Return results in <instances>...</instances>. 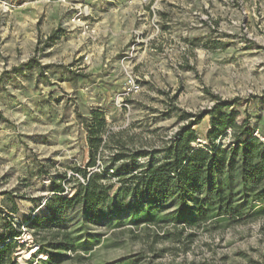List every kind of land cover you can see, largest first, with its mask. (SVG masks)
<instances>
[{
	"label": "rangeland",
	"instance_id": "374dc122",
	"mask_svg": "<svg viewBox=\"0 0 264 264\" xmlns=\"http://www.w3.org/2000/svg\"><path fill=\"white\" fill-rule=\"evenodd\" d=\"M104 1L115 9L118 5ZM165 2L156 8L171 5L167 20L156 13L159 31L146 3L137 0L133 6L136 24L130 41L135 28L154 33V41L139 49L135 59L142 90L129 98V108H120L116 96L126 82L121 57L130 41L116 54L118 63L112 67L119 72L113 77L73 73L75 65L87 64L67 54V37L46 42L53 30L45 27H50L55 8L62 21L58 27L91 55L109 34L102 10L95 6L98 0H0V234L5 221L20 224L13 251L17 264L46 259V253L37 251L39 243L59 225L71 230L83 220L81 244L85 241L90 253L80 247L57 264H264V213L177 223L168 216L175 207L167 201L159 204L166 217L133 222L124 214V225L115 227L102 220L89 222L77 207L56 208L57 184L64 187L61 197L68 199L79 182L86 183L75 171L89 160L88 132L79 115L90 123L95 110L104 115L106 144L87 171L101 173L102 183L114 190L119 185L116 169L123 163L113 159L116 154L139 166L159 161L189 121L202 117L193 129L206 133L210 120L203 115L215 97L236 99L232 109L239 111L237 121L247 117L259 134L264 131V0ZM84 5L98 29L95 40L83 39L66 25ZM105 67L110 68V61ZM52 209L57 222L44 220L39 229L25 225L33 216L51 217ZM94 235L100 240L92 243Z\"/></svg>",
	"mask_w": 264,
	"mask_h": 264
},
{
	"label": "trees",
	"instance_id": "16d2710c",
	"mask_svg": "<svg viewBox=\"0 0 264 264\" xmlns=\"http://www.w3.org/2000/svg\"><path fill=\"white\" fill-rule=\"evenodd\" d=\"M167 29V26H163ZM62 30L54 31L47 39V45L57 39ZM216 102L203 116H209L210 125L204 135H199L193 126L200 122L198 117L189 121L176 132L172 143L166 149V155L159 161L151 160L139 166L135 160L124 159L123 153L116 154L114 160H123L117 167L119 185L114 190L112 184L102 183V174L89 173L88 167L96 164V152L105 146V119L102 112L95 110L92 122L83 123L88 132L89 160L87 167H75L85 179L79 182L71 197H61L64 187L55 186L58 199L57 209L77 207L89 222L102 220L115 227L124 225V214H129L133 222L164 218L160 213L161 202H173L175 210L168 216L173 221L199 223L213 220L228 221L242 216L246 211L255 215L264 213V141L255 136L256 129L247 117L237 121L239 111L232 109L237 100ZM187 115L181 116L186 118ZM258 132H260L258 130ZM264 137V131L260 133ZM227 139L224 143L223 139ZM140 197L135 203L126 200ZM119 204V207L115 206ZM51 217H36L25 222L29 228L43 227L42 221L49 224L57 222L55 210ZM121 215V218L118 216ZM118 218V219H117ZM68 230L59 225L50 238L39 243L38 252L46 253V259L36 260V264H57L68 257L69 252L77 253L80 247L90 253L81 244V228ZM4 233L0 234V264H17L14 249L21 235L13 220L5 221ZM52 228V227H51ZM36 235V233H34ZM93 242L99 236L94 235ZM36 255H33L35 258ZM70 258V257H69Z\"/></svg>",
	"mask_w": 264,
	"mask_h": 264
},
{
	"label": "crops",
	"instance_id": "0c3cea01",
	"mask_svg": "<svg viewBox=\"0 0 264 264\" xmlns=\"http://www.w3.org/2000/svg\"><path fill=\"white\" fill-rule=\"evenodd\" d=\"M104 0H98L96 3V7H99L102 11V24H105V31L109 34L108 37L103 38L101 43L102 45L93 48V52L90 56V61L86 63L87 65H83L78 70L72 71L73 73H82L90 74V75H106L113 77L116 72H119V67H112L114 63H118V57L116 54L130 41V29L132 26L136 24V16L133 12V6L136 5L135 2L137 0H113L115 4L118 3L116 9L113 6H109L107 4L104 5ZM164 4H167L164 2ZM168 6V7H167ZM167 9L162 10V16L167 20L169 15V10L171 5H166ZM99 9V10H100ZM51 18L52 22L50 27L46 26V30H53L52 32L61 29L62 34L57 38L59 41L62 38L67 37V54L72 57L75 56V60L79 59L81 61L82 54H85L87 49L81 48L78 43H76L75 39L72 37L69 38V32L66 29L58 27L60 21V12L58 9H51ZM60 18V19H59ZM104 26V25H103ZM164 26V25H162ZM165 29H163L164 31ZM73 36L74 33L72 32ZM110 61V68L106 69L105 64ZM112 70V71H111ZM147 83V82H145Z\"/></svg>",
	"mask_w": 264,
	"mask_h": 264
},
{
	"label": "built area",
	"instance_id": "2783aa9c",
	"mask_svg": "<svg viewBox=\"0 0 264 264\" xmlns=\"http://www.w3.org/2000/svg\"><path fill=\"white\" fill-rule=\"evenodd\" d=\"M65 2L66 0H60ZM147 4V9L151 13V21L153 26L159 31L160 21H155L156 13H161L162 10H157V5L160 2L167 0H142ZM92 17L91 10L88 5L79 6L78 10L73 11L71 17L66 23L72 30L77 29L80 36L86 40H95L97 36L96 24H93L90 19ZM211 24V21H209ZM162 26V30H163ZM132 39L126 49L123 51L121 57V68L123 73L126 75V82L123 90L116 96V105L120 108H129V98L134 94L139 93L142 90V81L135 74V59L138 54V50L141 48H147L154 41V33L149 34L142 28H135L131 31ZM90 54H82L81 61L88 63L90 61ZM79 63V62H78ZM82 67L81 64L75 65V68L79 71ZM255 136L259 137L264 141V137H261L259 132L254 133Z\"/></svg>",
	"mask_w": 264,
	"mask_h": 264
}]
</instances>
